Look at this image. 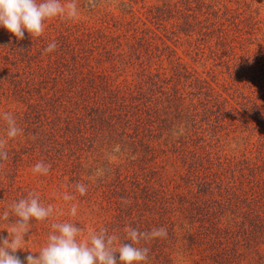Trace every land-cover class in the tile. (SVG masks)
Listing matches in <instances>:
<instances>
[{"label": "rangeland", "instance_id": "1", "mask_svg": "<svg viewBox=\"0 0 264 264\" xmlns=\"http://www.w3.org/2000/svg\"><path fill=\"white\" fill-rule=\"evenodd\" d=\"M77 5L75 20L45 21L39 38L32 39L25 31L24 39L17 40L0 27V112H11L23 130L8 140V159L0 161V215L30 192L55 209L47 220L31 222L26 250L16 255L21 260L38 255L52 231L51 224L71 220L85 228L84 235L107 228L110 235L121 239L129 226L140 231L166 228L167 238L137 245L150 249L147 264H217L214 255L205 251L208 240L206 235L201 237L203 219L188 217L178 200L200 191L192 184L196 175L207 169L210 174H221L234 156V165L242 160L236 161L238 152L247 148L252 164L264 166V0H95L94 5L77 0ZM210 24L211 35L206 37L204 27ZM69 29L74 35L68 34ZM65 34L69 35L66 43L61 39ZM83 35L90 44L76 41L75 37ZM48 36L62 47L60 60L40 48ZM95 38L98 44H92ZM66 45L70 57H62ZM115 45L118 52L126 53L123 63L109 61L107 49ZM89 46L94 49L87 51L88 56L85 49ZM96 74L104 81L116 77L106 84L115 101L106 100L110 91ZM143 95L152 101L142 102ZM129 96L140 100L127 113L122 102ZM174 96L188 112L183 122L172 114L168 118L171 131L161 135L154 116L170 106L175 110ZM80 97L87 99L82 108L73 103ZM213 99L220 104L218 108ZM205 102L217 114L198 123L205 135L197 144L193 138L188 141L193 117L187 116ZM231 108L237 111L232 120L226 115V120L217 121L216 117L232 114ZM205 111L198 107L200 114ZM180 126L183 134L175 135ZM136 131L138 152H127L130 144L125 142ZM4 133L0 120V137ZM143 139L147 144L143 145ZM116 145L123 149L119 154L112 153ZM211 146L214 153H210ZM146 158L148 165L142 163ZM39 161L51 165L47 175L33 173ZM231 165L228 177L238 173ZM97 168L104 170L103 177L95 176ZM147 176L153 180H143ZM137 180L138 189L134 186ZM78 182L87 186L86 195L76 192ZM219 184L208 191L220 206V200L227 202L232 193L240 196L250 190L244 186L233 192ZM65 193L76 198L66 202ZM73 204L77 206L75 217L69 215ZM15 220L14 216L8 222L0 219V237L9 236ZM256 251L243 250L240 258H225L222 264H264V246ZM115 255L118 259L119 254Z\"/></svg>", "mask_w": 264, "mask_h": 264}, {"label": "clouds", "instance_id": "2", "mask_svg": "<svg viewBox=\"0 0 264 264\" xmlns=\"http://www.w3.org/2000/svg\"><path fill=\"white\" fill-rule=\"evenodd\" d=\"M88 4L94 5L95 0H88ZM78 16L77 0H0V27L13 34L17 40L24 39L25 31L32 39L41 37L45 30V21L57 17L75 20ZM56 48L57 44L53 41L44 48L43 53H51ZM0 120L5 124L4 136L0 137V161H4L8 159L6 150L8 140L17 138L23 130L11 112H0ZM174 134H183V127L176 129ZM120 152V145L112 149L114 154ZM50 169V164L39 161L33 166L32 171L47 175ZM103 175L104 170L97 168L95 176ZM75 190L80 196H84L88 189L84 183L78 182ZM75 198L68 193L63 195L66 202ZM9 208L10 211L6 209L0 215V219L8 222L9 218L14 216L16 220L11 223V230H7L9 236L0 237V264H147L150 249L137 245H140L141 241L167 238V229L164 227L140 231L129 226L125 229L124 239L110 235L107 228L90 230L84 235L85 228L66 220L51 224L52 231L38 255L29 254L21 260L16 253L18 250H26L25 236L30 231L31 222L47 220L53 216L55 209L51 204L47 206L42 204L39 196L32 192L28 193L26 198L13 202ZM69 215L71 217L77 215L75 204L71 206ZM116 253L119 254L118 259Z\"/></svg>", "mask_w": 264, "mask_h": 264}, {"label": "trees", "instance_id": "3", "mask_svg": "<svg viewBox=\"0 0 264 264\" xmlns=\"http://www.w3.org/2000/svg\"><path fill=\"white\" fill-rule=\"evenodd\" d=\"M200 23V21H199ZM211 24L207 25L206 27H204V30H206V32L204 33V36L209 37L210 34V30H211ZM179 28H181V30L184 29V27L180 26ZM180 30V29H179ZM68 34L71 35L74 32H72V29L67 30ZM202 32V29L201 31ZM185 34L188 35V32H186ZM67 34L63 35V37H61V39H63V41H67V36H69ZM74 35V34H73ZM203 36V34H202ZM76 41L81 42V43H89V40L86 39V35L83 36H77L75 37ZM144 43H146V40L144 38H142ZM85 40V41H84ZM55 41L54 38L52 39L51 37H47V39H44L41 43L40 48H42V50H44V48L51 42ZM92 44H98L97 43V39L95 38L92 42ZM152 44V43H151ZM147 45V44H146ZM117 45H115V48L113 49V47L111 49H107V55L109 58V61H111V63L115 62V60L120 61V63H123L125 61V54L123 51L118 52L117 49ZM62 47H59L57 44V48L55 49L56 51H53L49 54H51L52 57H56L60 60V56H59V52L61 51ZM94 48L89 46L87 49H85V53L86 55L89 56V54L87 53L88 50H93ZM105 48H103L101 51H104ZM111 50V52L113 51L114 53H118V55L114 54L112 52V54L109 52ZM72 51V50H71ZM68 55L70 57V51L69 48L66 45V51L64 53ZM138 56V54H137ZM134 58V56H133ZM123 61V62H122ZM53 63V62H52ZM52 63H50V65H48L47 67V78H46V83L50 80V71L52 70ZM117 64V63H116ZM116 67V66H115ZM46 68V67H44ZM43 68V69H44ZM119 68V67H116ZM46 71V70H45ZM105 72V71H103ZM212 72H210L211 74ZM99 74V73H98ZM96 77L101 78L99 75L96 74ZM116 78V77H114ZM114 78H107L106 81H104L102 78V81L104 82V86L107 87L106 91H110L112 88L108 87L106 84H109L114 82L115 79ZM110 86V85H109ZM154 86H157V83L154 84ZM65 88V87H64ZM57 90V89H56ZM65 90V89H63ZM62 90V92H64ZM130 94V93H129ZM197 94V93H195ZM194 94V95H195ZM64 98H67V96H64ZM142 99V102H146L145 100H148L149 102L152 101L151 97H149L148 95H143L140 97ZM212 98V96L210 97ZM116 96L114 94V92L110 91L108 96L106 97L107 101L113 100L115 101ZM69 100H72L69 97ZM97 100V99H95ZM105 100V101H106ZM140 100V99H139ZM136 98H133L131 96L126 97L122 103H124V108L126 107L127 113H130L129 109L130 107L133 108L134 103L139 101ZM169 100V99H168ZM181 99L178 96H174V101L176 102V108L175 110L170 109L169 107L166 108L165 112H163V114H160V111L158 112V115L155 114L154 118L157 119V128L156 131L159 132L161 135H168L167 132L171 131V126L173 125L172 122H168V118L172 116V114L178 118V121H182L183 122V118L184 116L187 114L188 112V108H181ZM69 103L72 101H68ZM87 102L86 98L81 99V97L79 98V100L76 99L75 102H73L75 105H78L79 107L82 108V106H84V104ZM89 102V101H88ZM98 102V101H97ZM141 102V103H142ZM217 108L218 106H220V104L218 103V101H216V99H213L211 101ZM128 103H131L132 106L127 105ZM147 103V102H146ZM143 104V103H142ZM208 105H210V108H207L206 102L205 104H199L198 107H202L205 108V113L202 115L198 112V107H194V109H192V113L190 115L187 116L188 117H193L192 120V126L191 129L189 131L190 134V140H192L197 144H199V142H202V136L205 135V130L202 129V125H198V123H202V122H207L208 119L210 118V115H216L217 111H213L214 106L211 105L210 103H207ZM144 105V104H143ZM102 105H99L98 108L96 110H94L93 112H95V114H97V110L101 107ZM87 107V104H86ZM232 109V108H231ZM171 110V112H170ZM187 110V112H186ZM92 112V113H93ZM220 111H218L219 113ZM236 110L232 109V114L231 113H225L223 114V118H217V121L219 120H226V115H229L231 120L233 117V113L236 114ZM222 114V113H221ZM203 119H201V121H198V117H201ZM97 120V119H94ZM212 120V119H211ZM188 121V120H187ZM97 123V122H96ZM154 124V122H153ZM208 125V124H207ZM155 128V125H152ZM217 128V127H216ZM243 128L245 129V131H247V128L243 126ZM128 135V134H127ZM171 136V134H169V137ZM138 131H136L135 133H131L130 137H128L129 139L127 141L129 142H125V144H130L129 147H127V152L130 149H134L135 152H138ZM153 138H156V133L153 132ZM187 139V137H181L180 139ZM143 145L147 144V142L145 141V139L141 140ZM204 142V141H203ZM210 147V146H209ZM199 151L201 152L203 150V148H198ZM123 149L121 148V151ZM150 150V147L148 148L147 151ZM175 150L177 152L178 149L175 148ZM251 149H248L246 151H240L241 153L238 152V157L236 158V161H238L239 159L242 158V160H240L236 165H234V161H235V156L234 159L231 160V163H233V171L236 172V169L238 170V173H234L231 174L228 177V173L230 172L232 165L230 163L229 169H228V164L224 165L222 170H221V174L217 173L213 174L208 171L209 169H207V173H202L196 175L195 177V181H193L196 187H198L200 189V191L196 194L192 193L190 194L191 197H186L184 195L179 196V204H181V207H184L183 210L186 211V215L188 217L192 216V217H196L198 218V216H200L203 219V223L202 226L204 228V233L202 232L201 237H204L206 235L205 238H207L208 240V244L207 247L205 249V251L211 253L212 255H214V261H216L217 264H222L226 259H231V258H235V257H239L241 256L242 251H249L252 249H257L256 252H259L261 250V248H263L264 246V166H259L257 164H252L251 159H249V155L251 153V151H249ZM131 151V150H130ZM165 152V151H162ZM154 153V152H153ZM210 153H214V146H211V152ZM213 155V154H212ZM154 161V160H153ZM152 161V162H153ZM150 162L149 158H146L142 161V163H144V165H148V163ZM201 166L199 165L198 168H200ZM237 175V176H236ZM153 177H144L143 180L146 181H151ZM234 179V180H233ZM142 180V181H143ZM137 183H134V186H137L136 188L138 189V182L140 181H136ZM216 183V184H215ZM220 183V184H219ZM220 185L221 187L223 186L225 189H232L234 190L233 192H235V189H242L244 188V186L246 187H250V190L247 191V193H244V195L240 196L242 197L241 199H239L240 196H236V193H232V197L230 199H225L227 202H224V200H220L222 202L221 206L220 204H218V200H215L213 194L211 195V193H209V189H214L215 186ZM253 190V191H251ZM249 192V193H248ZM239 194V193H238ZM238 197V198H235ZM235 199L237 201V204H234V201H232L233 199ZM175 200V198H174ZM217 209L219 211H217ZM196 211V213H195ZM228 214V217L226 218H220L225 217V215ZM221 220H225L227 221H221ZM194 236V235H193ZM195 237V236H194ZM196 238V237H195ZM197 240V239H195ZM263 256V255H262Z\"/></svg>", "mask_w": 264, "mask_h": 264}]
</instances>
